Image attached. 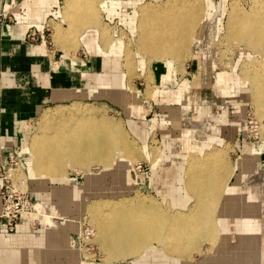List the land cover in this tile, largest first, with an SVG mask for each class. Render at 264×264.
Wrapping results in <instances>:
<instances>
[{
	"label": "crops",
	"instance_id": "obj_1",
	"mask_svg": "<svg viewBox=\"0 0 264 264\" xmlns=\"http://www.w3.org/2000/svg\"><path fill=\"white\" fill-rule=\"evenodd\" d=\"M226 1L217 2L214 0L215 9L211 11L212 16L215 13L216 16L220 15V11L226 10ZM140 2L143 0H102L98 5V13H102V18L104 15L113 19L117 15L122 16L123 11H127L129 17L132 18L133 12L139 9V4H142ZM61 8V0H0V16L9 12L14 17L12 23L0 17V151L6 153L8 150L19 148L23 170L30 176L26 181L30 196L34 200L41 201L46 198L49 183L53 185L55 183L42 182L40 181L41 178L37 180V177H32L34 174L31 173L32 171L30 172L29 168L31 155L27 150L26 124L41 115L43 120L47 112L52 114L61 112L58 114L60 116L58 118L63 120L68 117V110L73 106L54 111L47 110L85 100L112 101L124 110L129 126L137 138L140 137L144 142L145 140L147 142V139L159 136L162 140L161 143L167 150V147H170L171 139L181 136L182 129L179 124L186 119L191 108V102L188 101L190 99L186 96L190 84L189 80L184 79V77L190 78L193 68L189 67L190 71L187 70L179 82H174L177 74L175 66L172 68L176 72L173 76L169 66L164 62H159L151 69L149 83L146 72L144 70L139 72L142 77L136 83L140 86L144 85V90L138 88L136 84L134 87V84L124 81L126 75L115 63L116 58L122 53V49L118 50L119 48L115 43L109 47L102 44L99 30L91 29L83 33L81 38L83 52L80 58L71 57L69 48L65 44H62L64 51L59 50L53 55L49 51L50 37L47 35V28L53 26L61 18L64 10ZM219 20L221 21V19ZM31 28H36L42 33V40L39 45H31L26 42V36ZM213 35L211 33V36ZM193 59L196 60L194 63H197V67L201 70L202 65L197 58L193 57ZM219 71L221 70L219 69ZM219 71L214 75L231 74V70ZM170 81H173V88L177 89L170 90L169 87H166ZM149 84L151 85L150 90ZM211 89L212 92L215 90V88ZM225 89L223 92H230L231 90ZM146 93L148 96H145ZM167 97H170V101ZM144 100L146 106L143 104ZM234 102L236 106H230L224 114H219V106L215 107L216 112L214 113L212 106L211 120L214 119L216 124L211 123V125H214V131L217 132L205 137L207 140L202 143L193 144V142L191 144V139L186 138V144L184 143L186 151L191 148L197 150L198 146L208 141L210 146L206 149L217 147L216 144L225 141H233L238 144L237 146L242 152L244 146L248 144L246 138L243 137V147L236 139H239L243 122L246 121L248 104L245 99L242 101L234 100ZM211 109L201 108L199 117L203 115L210 117ZM215 115H219L221 118L217 119ZM187 135L185 134L183 137ZM188 143H190L189 149ZM164 152L167 151L164 150ZM259 162H264V143L262 144ZM101 174L92 181L89 180L90 183L87 186L85 179L82 187L86 189L87 193L93 187L100 186V181L104 175ZM165 176L169 177L168 174ZM51 187L50 195L59 201V206L63 203L69 204L67 205L69 210L63 214L69 218L74 216L72 218L76 222L67 224L62 228H56V225L51 227L43 225L41 228L33 229L29 223V216L23 215L21 224L15 232L0 229V264H100L85 260L87 258L82 255L81 250L71 246L73 245V236L79 231L77 221L80 218L75 215L80 213L81 208H74L73 205L75 202H80L75 199V190L78 188L76 180L72 179L69 184L56 182V185ZM238 191L242 192L241 185ZM170 192L174 191L171 190ZM1 213L2 201L0 197ZM228 220L229 225L232 226L228 237L229 243L218 250L214 249L212 254L198 256V261L195 264H264L262 224H260L257 236H252L254 240L249 241L251 235L245 238L248 240L246 245L236 242L239 234L234 228L236 216L233 212H231ZM259 221H261L260 217ZM157 255H160L159 258L162 259L169 258L159 251L151 252L149 250L146 256L139 260L136 259L138 261H134L133 264H142L141 261H147L150 256L157 258Z\"/></svg>",
	"mask_w": 264,
	"mask_h": 264
},
{
	"label": "bare ground",
	"instance_id": "obj_2",
	"mask_svg": "<svg viewBox=\"0 0 264 264\" xmlns=\"http://www.w3.org/2000/svg\"><path fill=\"white\" fill-rule=\"evenodd\" d=\"M97 1H66L65 17L69 20V30L72 33L96 23ZM180 2L175 5V1L171 0L160 7H158L160 4L142 7L139 18L138 49L152 53L154 58L161 62L166 59L165 61L170 60L173 63L185 54L189 56L190 44L194 38L201 36L200 29L202 30L207 24L212 26L214 22H210L211 13L208 12L203 19L201 14H198L197 10L202 8L200 0H180ZM209 2L211 4L212 1L209 0ZM250 6V11L236 2L230 6L227 12V41L237 42V46L242 43L245 48L264 54V0H252ZM85 13L87 14L84 15ZM186 23L189 29L182 26ZM188 31H191L190 36L186 38ZM199 40L206 41V38ZM193 54L194 51L191 56ZM242 72L239 81L243 80L246 83L251 81L249 90L245 92L249 93L248 97L256 107L255 113L261 120L264 118V62L246 60ZM232 74L222 78L223 84L222 82L220 84L224 86L219 87L220 89H230L228 83L233 80ZM68 112L66 120H70L71 128L67 129L63 126L55 128L56 130L49 137L36 138L33 141L30 151L33 161L29 168L41 178L69 184L70 176L66 172L68 166H79L88 169V185L89 180L96 178V174L90 171L91 165L102 163L104 171L113 169L109 167L115 163H110L114 158L111 156L121 147H124L126 152V159L121 164H125L127 168L132 167V161L141 156L136 150L130 151L121 128L113 120L105 119V117L97 118L89 108L79 105L69 108ZM58 114L47 112L43 119L51 123L60 117ZM261 126V130H264V126ZM227 154L224 148L213 147L203 157L200 156L201 158L193 153L187 158L185 156L184 189L188 199L191 195L194 198V203L188 211L170 212L168 209V211L166 209L162 211L164 208L161 210L152 197L149 199L145 196H138L135 199L125 198L113 204L105 201L90 204L88 213L97 230L96 239L100 243L102 253H106L104 261L115 260L116 262L128 256L140 259L150 250L151 252L159 251L169 258L174 256L185 259L187 256L188 260H191L190 263L195 264L198 259L191 253L198 249L199 242L202 240H207L212 245V250H218L229 243L228 237L232 226L229 225L228 217L231 212L236 216L234 228L239 234L236 242L247 245L248 240L245 238L250 235L249 241L254 240L252 236H257L261 224L258 211L263 212V206L260 203H252L255 199L246 198L243 192L238 191V188L243 180L242 175L258 165L261 151L248 147L245 158L237 160L234 164L227 161L229 158ZM159 161H153V169L158 167ZM237 169L242 173L236 175V182L230 185V178L236 174ZM180 170L182 171V168ZM134 175V178H137L138 174ZM125 200L128 201L125 202ZM40 206L38 202L36 207L39 210L36 217L41 220L42 225L53 226L52 220L45 219L47 215ZM57 220L75 222L71 219L64 220L60 216H57ZM159 245L161 251L158 250ZM165 250L170 253L165 254ZM207 252L200 251L201 255H206L204 253ZM112 264L115 263L112 262Z\"/></svg>",
	"mask_w": 264,
	"mask_h": 264
},
{
	"label": "rangeland",
	"instance_id": "obj_3",
	"mask_svg": "<svg viewBox=\"0 0 264 264\" xmlns=\"http://www.w3.org/2000/svg\"><path fill=\"white\" fill-rule=\"evenodd\" d=\"M66 1L68 0H61V6L64 9L62 11L61 18H59V20H57V22L53 26L48 27L50 28V31L47 32V35L48 37H50L49 42H51L48 43L49 51H51L53 55H55L56 52H58L59 50L64 51L65 49L63 48L61 42V39H63L62 40L63 44L69 47L68 50L70 56L75 58H80L83 52L82 42H81L83 33L87 30L90 31L91 29L99 30L102 37L101 38L102 44H104L106 47H109L111 44L113 46V43H115L119 48L118 50L122 49L121 50L122 53L116 58L115 63H117L116 65L118 66V68H121V70L125 73L126 77L124 81L129 84H134V87L136 84L138 88L144 90L145 88L144 85L140 86L136 83L137 80L140 79V77H142L140 76L139 72L143 70L146 72V78L149 83L151 80L150 72L152 67L161 61L156 60L152 53L149 52L147 53L137 48V39L139 36V21H140L139 18L141 16V11L144 8V6L147 5L155 6V4L157 5L160 4L158 6L160 7L162 4L168 3L171 0H143V2H140L142 4L138 5L139 9L133 12L134 16L132 18L129 17L127 11H123L122 16L117 15L113 19H110L108 18V16H104V15L102 18L101 16L102 13L100 12L98 13L99 6H97L96 23L93 24L91 27H87L85 29L83 28L80 31H77L76 33H72L71 30H69L70 29L69 20L65 17V5L67 4ZM174 1H175V5L181 3L180 0L177 1L174 0ZM211 1L212 2L210 4L209 0H200L202 8L198 9L197 11L198 14H201L202 19L204 18V16L207 15L208 12L211 13L212 9H215L214 0ZM216 1L219 2L220 0H216ZM251 1L252 0H227L225 4L226 10L220 11L219 12L220 15L217 16L215 13V15L211 17V21H210L211 23L214 22L212 26L207 24L202 30L200 29L201 36L194 38L193 42L190 44L191 47L189 52L191 51L192 53V51H195L198 53L194 52V54L191 56V53L188 52L189 54L188 53L187 54L189 56L185 54L183 57L175 60L173 63H171L172 61L170 62V60L167 61H165L166 59L163 60V62L166 63L168 66L170 65L169 69L171 70L172 75L174 73V69L172 68L173 66H175L176 68L175 70L177 74L176 72L174 73L176 74V80H173L174 82H179V80L183 78V74H186L187 70L190 71L189 67L193 68V73L191 74V77L190 78L188 76L184 77V79L189 80V84H190L187 88V95H186L190 99L188 100L189 103L191 102L189 115L179 124V127L182 129V133H181L182 137L177 136L175 138H172L170 147L169 148L167 147V150L161 143L162 140L161 138H159V136L154 138L149 137L151 140L147 139L148 146L146 140L144 142V140L141 139L140 137L137 138V136L133 133V130L129 126L127 120L128 118H126L124 114V110L121 109L118 105L112 103V101L85 100L81 102L70 103L63 106H57L47 110V111H54L59 108H69L72 106L75 107V105L78 104L79 106L81 105L85 108H89L91 113L92 114L94 113V115L97 118L105 117V119L113 120L121 128L123 138L125 139V141L128 142L130 151L134 152L136 150V152L138 151L139 154H141L139 158H136L132 161L133 162L132 167H128V168L124 166L125 164H121V162L126 159V155H125L126 152L124 150V147L118 149V151L114 152V154L111 156V158L112 157L114 158L111 159L110 163H114V162L115 163L112 164L113 166L111 165L109 167L111 168L113 167V169L104 171V166H103L104 164L102 163L92 164L90 167L91 169L90 171L93 174H96V177L101 173H103L104 175L102 177L104 179L103 178L101 179L99 184L100 186L93 187V189L88 193L86 192V189L82 187V184L85 181V179L87 180L88 183V179H87L88 169H84L79 166H68L66 172L69 173L70 181L71 178L76 180L78 186V188H76L75 190V194H76L75 199H77L76 201H80L73 203V205L74 208L81 207L80 213L78 215L77 214L75 215V216H79L80 218L77 221L79 224L78 227L79 231H77L75 233V236H73L72 239L73 245L71 246L73 248L74 247L79 248L81 250L82 255H84V257L87 258L85 260L100 264H112V262L119 264H133L134 261L139 260V259L136 260L137 258H134V256H128L126 258L119 259L116 262L115 260L112 261L108 260L110 263H108L107 260H106L107 262L104 261L105 260L104 256H106V253H102L103 251L100 248V243L96 239L97 230L94 227L93 223L91 222L90 214L88 213L90 204L98 203L100 201L103 202L105 201L106 203L113 204L116 203L115 201L121 199H125V198L135 199L138 196H145L148 198L152 197L153 201H156V203L159 204L161 210L164 208V210L162 211H166L167 209L170 212H175L180 210L188 211L190 207H192V204L194 203V198L191 195L188 199L187 193L184 189L185 188L184 169L186 166V158L189 156V154L192 153L195 154L196 156L198 155L199 156V157L197 156L198 158H201L205 155V153L210 152L213 148L206 149L207 147L210 146L209 141L203 143L201 146H198L197 150H195L194 148L189 149L190 143H188L189 150L186 151V145H185L187 141L186 138L189 137L191 139V144L193 142H194L193 144L200 142L202 143L203 141L207 140L205 137H207L208 135L215 134L217 132L214 131V127H213L214 125L213 126L211 125V123L216 124L214 122V119L211 120L212 106L214 107L213 108L214 113L216 112L215 107L219 106V114H224L225 110L230 108V106L231 107L236 106L234 100L242 101L243 99H245L247 101L246 103L248 104L247 114L249 111H252L254 115L256 114L255 113L256 107L254 103L251 101V99H249L248 97L249 93L245 92L246 90H249L250 88L249 85L251 84V81L246 83L245 81L243 82L242 80V82H240L239 77L242 76L243 73L242 69L246 65V60L264 62V54L245 48V46H243L242 43H239L240 45L237 46V42H230L229 40L227 41V37H226L227 22H228L227 12L230 10L231 8L230 6H232V3L236 2L239 5L243 6V8L246 9L247 11H250ZM100 2H102V0H98L97 4L99 5ZM208 5L210 6L208 7ZM86 14L87 13H85L84 15ZM219 19H221V21ZM182 26H184L185 29H189L188 23H186L185 25L183 24ZM190 32L191 31L187 32L186 38L190 36ZM211 33H213L216 36L214 35L211 36ZM203 37L206 38V41L207 40L209 41L206 42L203 40H199L200 38ZM196 40L198 41L197 44H196ZM39 44H34V45H39ZM193 57L197 58L199 63L202 65L201 70H199V68L197 67V63H194L196 62V60L193 59ZM187 67L188 69H186ZM219 69L221 71L231 70L230 72L233 73L231 76V79L233 80H230V82L228 83L229 88L231 89L230 92L227 91L223 92V90H218L220 89L219 87L224 86L222 85L223 84V81H221L222 78L228 77L227 74L223 75V73L214 75L219 71ZM200 77L202 78L201 81H200L201 79ZM173 81H170L166 86L169 87L170 90L177 89V88H173ZM220 82H222V84H220ZM150 86L151 85L149 84L148 85L149 90L151 89ZM134 87H132V89L135 90ZM211 88H215V90H213L212 92ZM143 93H145V91H143ZM209 95L211 96L209 97ZM145 96H148V94ZM145 99L148 100V98ZM167 99L170 101V97L169 98L167 97ZM143 104L144 106H146L145 100L143 101ZM201 108L211 109V111L209 110L210 117L209 115H203L199 117ZM255 116H257V114ZM215 117H217V119L221 118L219 115L218 116L215 115ZM257 118L258 120H260L258 116ZM59 119L60 118L54 119L55 121L53 120L51 121V123H48L44 121V119L42 120V115H41L35 120L26 124V140L28 141L27 150L31 155V157L29 158L30 159L29 166L33 161V156L30 151L33 141L36 138L43 139L45 137H49L54 130L58 129V127L63 126L67 129L71 128L69 126L70 120H66V118L63 120H59ZM246 122H247V118L246 121L243 122L244 125L242 127V130L240 131L241 133L240 137L238 136L239 139L238 140L236 139V141H238L240 145H242L243 147L244 146L243 137L246 138V142L248 144L244 146L242 152L241 149L237 146L238 144H236L233 141H225L222 142L221 144H216L217 147H214L216 149L224 148L226 150V152L228 153L227 157H229L227 158V161L230 162V164H234V162H237V160L239 159L241 160L244 159L248 147H253L257 151L258 149L259 151H262L261 145L264 143V130L262 129L261 131L262 134H260L259 139H249L247 138L248 134L246 131L247 130ZM260 122L264 126V118H262ZM185 134L188 135L186 137L185 136L183 137V135ZM164 150L167 152L165 153ZM158 160H160L158 167L156 170H154L152 168L153 166L152 163L153 161H158ZM180 168H182V171L180 170ZM179 172L180 174H178ZM31 173L34 174V176L32 177H37V180L41 178L40 175H38L37 173L35 172H31ZM136 173H138L139 176L137 178H134L135 176L134 174ZM235 173L236 174L232 175L230 178V185H232L233 182H236V175H240L242 171L237 169ZM166 174H168L169 177L166 176L164 177V175ZM15 176L17 178V183L20 186H22V188H24L25 190L28 189L26 181L27 178L30 177L29 173L26 174L25 171L22 169L15 172ZM174 178L176 179L174 180ZM242 178L243 180L241 183V188L246 198L253 197L255 200L254 202L252 201V203H258V204L260 203V205L263 206V212L261 213V211H258V213L263 227L261 234L264 235V217H263L264 162H259L256 167L250 169L246 174H243ZM41 180L42 182H47V183L52 182L55 183L54 185H56V182H53L47 178H41ZM20 183L23 185H21ZM54 185L49 183V189L48 192H46V198L43 199L42 201L38 200V202H40L41 204L40 208L41 209L43 208V211L47 215L45 219L47 220L49 218L50 220H52L53 226L56 225L57 226L56 228H62L65 225L70 224L71 221L59 222L57 220V216L62 217V219L64 220L71 219L72 221L73 220L75 221V219L72 218L74 216L69 218L63 214L67 210H69V208L67 207V205L69 204L63 203L62 205L59 206L60 204L59 201L55 200L54 199L55 197L54 198L51 197L50 190L52 188L51 186ZM171 190H173L174 192L171 193L170 192ZM182 198L184 199V201H182L183 200ZM127 201L128 200H125V202ZM44 226L47 227L46 224ZM41 227H43V225L38 226L37 229ZM86 228H90L94 231L92 236L89 237L86 236L85 234ZM157 247L158 250H160L161 246L159 245ZM165 251H166L164 252L165 254L170 253L167 250ZM200 251H205V252L208 251L207 253L204 254H212L213 253L212 245H210V243L207 240H202L201 242H199L198 249L192 251L191 254L192 256H194V258L197 259V257L201 255ZM159 256L157 258H151L150 256L147 261L144 260L141 261V263L142 264H181L185 262L189 263L191 261L188 260L189 257L187 256L185 257L186 260L178 259V257H174V256H172V258H167L168 259L167 260L166 257L162 259L159 258Z\"/></svg>",
	"mask_w": 264,
	"mask_h": 264
},
{
	"label": "built area",
	"instance_id": "obj_4",
	"mask_svg": "<svg viewBox=\"0 0 264 264\" xmlns=\"http://www.w3.org/2000/svg\"><path fill=\"white\" fill-rule=\"evenodd\" d=\"M0 17L9 23L14 21L13 15L9 12L1 14ZM47 31H50V28H47ZM41 40L42 33L36 28H31L26 36V42L34 45L41 43ZM261 125L260 120L252 111H249L246 122L247 138L259 139L262 131ZM22 169L19 148L8 150L6 153L0 151V197L2 201L0 229L8 232L17 230L23 215L29 216V223L33 229H37L38 226L42 225L40 219L36 217L39 210L36 207L38 200L32 199L28 189L25 190L17 183L15 172ZM93 233L92 229L86 228V236H92Z\"/></svg>",
	"mask_w": 264,
	"mask_h": 264
}]
</instances>
